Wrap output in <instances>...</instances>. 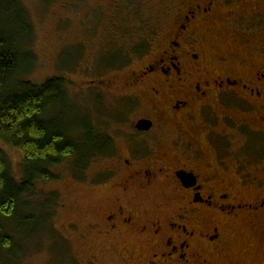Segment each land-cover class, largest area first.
<instances>
[{"label":"flooded vegetation","instance_id":"flooded-vegetation-1","mask_svg":"<svg viewBox=\"0 0 264 264\" xmlns=\"http://www.w3.org/2000/svg\"><path fill=\"white\" fill-rule=\"evenodd\" d=\"M163 16L139 23L147 44L125 72L78 89L117 101L90 181L113 196L85 232L67 229L121 247L127 264H264V0H167ZM236 227L258 253L229 251Z\"/></svg>","mask_w":264,"mask_h":264},{"label":"rangeland","instance_id":"rangeland-1","mask_svg":"<svg viewBox=\"0 0 264 264\" xmlns=\"http://www.w3.org/2000/svg\"><path fill=\"white\" fill-rule=\"evenodd\" d=\"M124 1L0 0V17L8 25L9 32L18 38V41L21 37L19 46L30 40L28 50L35 55V59L33 55L25 59V69L30 70L25 78L42 84L54 77H64L69 83L70 92L82 99L79 105L82 112L90 113L93 107L100 112V117L94 123L101 131L103 128L109 132L114 130L113 125L108 124L106 119L110 116L109 107H112V104L116 106L117 101L107 97V101L100 103L102 92L99 94L91 89V93H86L85 89L79 90L95 77L106 82L125 72L126 69L117 72L122 70L115 71L116 69L106 66L98 57L100 52L111 39L119 45L139 37L142 30L138 26L140 21L136 10L142 11V18L145 16L146 20L152 17L150 23L153 26H160L164 20L163 9L167 2L132 0L136 5L128 7L124 6ZM7 6L10 10L5 12L4 8ZM118 22L121 23V28L114 29L112 24ZM30 23L33 31L30 29ZM99 66L105 67L100 69ZM97 96H100L98 102L94 100ZM78 120L83 122V118ZM0 145L8 155L12 172L20 179L23 173V155L4 143L0 142ZM72 163L73 160H69L55 169L59 175L58 180L40 185L42 193H55L59 197L55 216L50 223L53 233L39 235L42 237V244H36L26 251L24 264H89L88 260L94 253L101 258L98 264H127L123 263L118 255L121 253V247L103 245L101 238L90 233L86 240H82L76 237V232L71 235L68 231V223L75 221L83 225L81 230L85 232L84 223L95 222L96 218L111 206L113 196L90 183L106 168V163L101 158L92 161L83 176L75 174ZM233 230L235 234L230 236L229 251L239 252L245 246L256 244L247 249L252 254L258 253L262 248L260 243L248 237L245 228L236 227ZM105 246L108 250L102 253L100 248Z\"/></svg>","mask_w":264,"mask_h":264},{"label":"trees","instance_id":"trees-1","mask_svg":"<svg viewBox=\"0 0 264 264\" xmlns=\"http://www.w3.org/2000/svg\"><path fill=\"white\" fill-rule=\"evenodd\" d=\"M136 13L142 24L151 22L152 17ZM150 35L147 30L146 38ZM139 38L119 45L111 39L98 57L111 69H121L131 63L139 45L147 44H139ZM19 39L0 17V142L23 155L18 179L0 145V264H24L28 250L42 244L39 235L53 233L50 223L59 197L42 193L40 185L58 180L55 169L69 160L75 174L83 176L108 144L104 128L94 123L100 112L96 107L82 112V99L70 92L64 77L42 84L25 78L30 72L25 59L35 55L28 50L30 40L19 46Z\"/></svg>","mask_w":264,"mask_h":264},{"label":"water","instance_id":"water-1","mask_svg":"<svg viewBox=\"0 0 264 264\" xmlns=\"http://www.w3.org/2000/svg\"><path fill=\"white\" fill-rule=\"evenodd\" d=\"M146 125V123L145 122H140L139 124H138V128H140V127H147V126H145Z\"/></svg>","mask_w":264,"mask_h":264}]
</instances>
